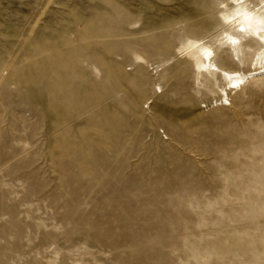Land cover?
<instances>
[{
	"label": "rangeland",
	"instance_id": "rangeland-1",
	"mask_svg": "<svg viewBox=\"0 0 264 264\" xmlns=\"http://www.w3.org/2000/svg\"><path fill=\"white\" fill-rule=\"evenodd\" d=\"M229 1L0 0V264H264V76L188 49L255 65Z\"/></svg>",
	"mask_w": 264,
	"mask_h": 264
},
{
	"label": "bare ground",
	"instance_id": "bare-ground-1",
	"mask_svg": "<svg viewBox=\"0 0 264 264\" xmlns=\"http://www.w3.org/2000/svg\"><path fill=\"white\" fill-rule=\"evenodd\" d=\"M245 0H230L232 5L231 13H224V23L230 26L235 33L223 32L220 41H224L236 56L242 55V43L240 37H248L251 42H257L261 45L260 50L254 58L255 65L245 72L239 70H227L218 66L214 60V50L210 45L204 44V41L197 40L189 44V51L195 50L200 59L202 68L207 71L218 73L224 85L220 89L218 104H227L228 94L233 90H240L250 79L257 76H264V4L261 8H249L244 3ZM263 3V2H262ZM221 8L227 9V4L222 3ZM263 60V62H262ZM252 61V63H254Z\"/></svg>",
	"mask_w": 264,
	"mask_h": 264
}]
</instances>
